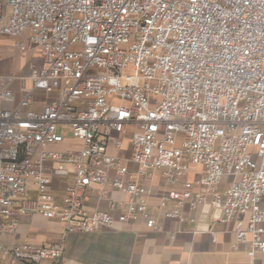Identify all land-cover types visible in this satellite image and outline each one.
Instances as JSON below:
<instances>
[{
  "label": "built area",
  "instance_id": "built-area-1",
  "mask_svg": "<svg viewBox=\"0 0 264 264\" xmlns=\"http://www.w3.org/2000/svg\"><path fill=\"white\" fill-rule=\"evenodd\" d=\"M0 36L43 65L0 76V264H68L61 242L15 239L22 216L156 230V172L165 218L211 208L264 254V0H0Z\"/></svg>",
  "mask_w": 264,
  "mask_h": 264
},
{
  "label": "crops",
  "instance_id": "crops-1",
  "mask_svg": "<svg viewBox=\"0 0 264 264\" xmlns=\"http://www.w3.org/2000/svg\"><path fill=\"white\" fill-rule=\"evenodd\" d=\"M8 49L14 51L12 40L0 36V60ZM34 63L40 64L37 55L31 65ZM18 87V82L10 85L20 97ZM35 97L33 107L40 109L55 94L36 92ZM6 107L13 105L6 104ZM122 143L127 147V140ZM117 153L120 156L127 155L124 152ZM143 183L149 192V211L156 221V230L147 229L139 221L87 233H64L63 228L52 220L22 216L14 237L38 246L61 242L63 256L68 264H264V254L258 255L253 261L246 254V247H231L235 238L233 221L217 222L211 208L201 214L199 208L190 211L187 207L184 209L185 214L188 218H195V223H178L167 219L158 208L160 200L169 190L160 173L156 172ZM87 206L89 211L106 210L108 202L92 199ZM171 235L173 239H170Z\"/></svg>",
  "mask_w": 264,
  "mask_h": 264
},
{
  "label": "rangeland",
  "instance_id": "rangeland-1",
  "mask_svg": "<svg viewBox=\"0 0 264 264\" xmlns=\"http://www.w3.org/2000/svg\"><path fill=\"white\" fill-rule=\"evenodd\" d=\"M33 54H20L16 51H10L9 49L4 52L3 58L0 60V76L5 77L9 75L26 74L31 67L40 69L43 65L34 63ZM124 84V83H122ZM63 149L64 147H59Z\"/></svg>",
  "mask_w": 264,
  "mask_h": 264
}]
</instances>
